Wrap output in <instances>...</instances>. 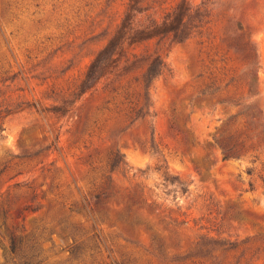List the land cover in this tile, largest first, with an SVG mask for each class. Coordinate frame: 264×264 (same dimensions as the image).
<instances>
[{
	"label": "rangeland",
	"instance_id": "rangeland-1",
	"mask_svg": "<svg viewBox=\"0 0 264 264\" xmlns=\"http://www.w3.org/2000/svg\"><path fill=\"white\" fill-rule=\"evenodd\" d=\"M139 1L122 37L180 4L204 23L125 44L81 94L130 0H0V264H264V136L214 145L264 123V0Z\"/></svg>",
	"mask_w": 264,
	"mask_h": 264
},
{
	"label": "trees",
	"instance_id": "trees-1",
	"mask_svg": "<svg viewBox=\"0 0 264 264\" xmlns=\"http://www.w3.org/2000/svg\"><path fill=\"white\" fill-rule=\"evenodd\" d=\"M139 2V0H130L122 25L117 31V34L108 41L106 46L97 54L89 66L80 85L81 94L92 89L97 81L107 73V69L117 63L119 60L118 54L120 56L125 44L133 45L153 39H156L157 41L168 39L174 44L183 43L190 38L189 36L191 33L189 31L191 28H201V25L204 23V15L203 12H201L202 7H196L191 12L192 8L189 6L187 7L185 4H180L171 14L167 15L159 25L154 22V24L150 26L151 28L153 27L152 30L147 32V37H122V34L124 33L123 31L127 29V26L129 25L128 21L135 17V13L138 14L142 12V9L139 7ZM144 32L145 31L139 32L138 36L146 34ZM114 56H116V58H114ZM164 69L165 63L159 56H156L147 62L146 68L141 77V84L144 90V104L137 111L136 119H142L148 115L150 106L148 97L149 88L153 81L162 74ZM55 112H60L59 114H62V111ZM239 115L245 116L246 118L243 125L244 131L232 129L227 131L223 137L215 139L214 141V145L223 149V160L238 156V153L246 147L245 141L248 139V134L250 132H255L254 137H256L258 141L263 139L264 123L262 118H260V116L256 117L252 114L249 115L247 112L240 113ZM117 156L118 155L116 154L115 158L112 160V166L114 168L118 165ZM262 181L264 182V177ZM204 241V243L210 242L207 239ZM12 250H14V248L11 249V252ZM207 252L208 251L202 252L201 254L204 256Z\"/></svg>",
	"mask_w": 264,
	"mask_h": 264
}]
</instances>
